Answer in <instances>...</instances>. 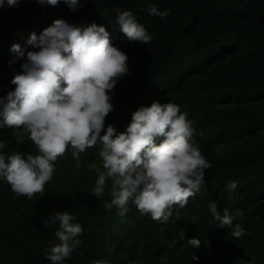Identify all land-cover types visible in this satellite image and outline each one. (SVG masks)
Instances as JSON below:
<instances>
[{
  "label": "trees",
  "instance_id": "obj_1",
  "mask_svg": "<svg viewBox=\"0 0 264 264\" xmlns=\"http://www.w3.org/2000/svg\"><path fill=\"white\" fill-rule=\"evenodd\" d=\"M78 3L83 6L76 10L63 0L56 7L36 0L0 7V97L14 91L11 79L22 71L26 53L38 50L27 43L31 33L39 36L56 19L83 26L95 23L104 26L112 45L127 55L130 73L109 93L114 110L105 118V128L111 124L123 132L139 107L171 101L193 120L194 140L211 167L180 219L174 212L162 224L140 215L134 205L123 217L115 208L106 209L110 184L102 197L92 196L97 174L88 166L99 163L102 143L80 154V168L69 147L56 162L45 192L32 200L15 195L0 180V264H50L47 255L59 243L54 236L58 222L50 228L42 223L51 212L63 210L84 228L78 237L82 244L65 264H264V0ZM153 3L171 14L162 20L141 11ZM117 10L132 11L152 34V42L128 41L115 23ZM14 43L25 56L10 65ZM12 131L0 127V140L10 136L4 140L6 152L39 154L30 141L18 146ZM231 181L238 182L234 202L224 190ZM214 200L221 215L225 207L233 214L243 210L233 224H241L244 236L234 239L229 227L212 220L207 204ZM192 238L200 241L199 247L187 246Z\"/></svg>",
  "mask_w": 264,
  "mask_h": 264
},
{
  "label": "clouds",
  "instance_id": "obj_2",
  "mask_svg": "<svg viewBox=\"0 0 264 264\" xmlns=\"http://www.w3.org/2000/svg\"><path fill=\"white\" fill-rule=\"evenodd\" d=\"M5 2L11 7L18 0H0V7ZM36 2L56 7L61 0ZM63 3L72 10L83 6L78 0ZM141 11L162 20L171 14L170 9L161 11L155 3ZM115 23L128 41L152 42V34L132 11L117 10ZM110 36L104 26L71 24L63 19L54 20L39 36L35 32L29 35L27 43L38 50L26 53L22 71L11 79L14 91L0 97V127L13 129L11 135L18 146L30 141L39 154L6 152L7 141L0 140V180L15 195L32 200L45 192L56 162L69 147L80 168V154L99 141V163L88 165L97 174L90 194L100 198L110 184L111 202L105 201V208L117 209L119 216H125L134 205L140 215L158 223H168L174 212L178 220L181 210L205 184L211 164L194 140L193 120L171 101L161 104L154 100L150 106L139 107L123 132L117 133L111 124L105 128V118L114 110L109 93L118 79L130 74L127 55L112 45ZM9 51L15 54L10 65L25 56L15 43ZM237 188L236 181L225 186L228 201L237 199ZM207 208L219 227L231 229L234 239L246 234L241 224H233L244 215L242 209L233 214L225 207L221 215L215 200ZM75 220L74 214L63 210L51 212L43 221L44 228L58 222L54 236L59 243L47 255L50 264H65L82 244L78 237L84 228ZM180 236L184 240V230ZM186 244L199 247L200 241L192 238Z\"/></svg>",
  "mask_w": 264,
  "mask_h": 264
},
{
  "label": "rangeland",
  "instance_id": "obj_3",
  "mask_svg": "<svg viewBox=\"0 0 264 264\" xmlns=\"http://www.w3.org/2000/svg\"><path fill=\"white\" fill-rule=\"evenodd\" d=\"M264 135V134H263ZM7 139H10V136H8V138L6 137V139L5 138H2V140H7ZM221 148V146H218V147H216V149L215 150H219Z\"/></svg>",
  "mask_w": 264,
  "mask_h": 264
}]
</instances>
